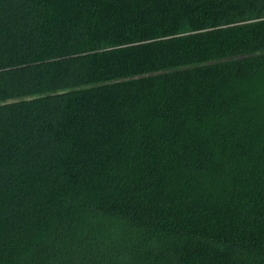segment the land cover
<instances>
[{"label": "trees", "instance_id": "obj_1", "mask_svg": "<svg viewBox=\"0 0 264 264\" xmlns=\"http://www.w3.org/2000/svg\"><path fill=\"white\" fill-rule=\"evenodd\" d=\"M0 264H264V0H0Z\"/></svg>", "mask_w": 264, "mask_h": 264}]
</instances>
